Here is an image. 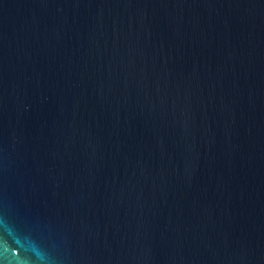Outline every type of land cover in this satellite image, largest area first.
Returning a JSON list of instances; mask_svg holds the SVG:
<instances>
[{"label":"water","instance_id":"1","mask_svg":"<svg viewBox=\"0 0 264 264\" xmlns=\"http://www.w3.org/2000/svg\"><path fill=\"white\" fill-rule=\"evenodd\" d=\"M0 264H264V0H0Z\"/></svg>","mask_w":264,"mask_h":264}]
</instances>
